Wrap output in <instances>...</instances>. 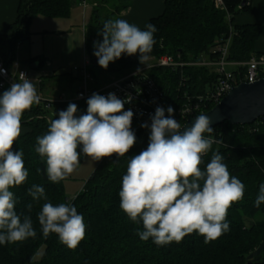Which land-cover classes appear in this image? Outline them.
<instances>
[{"label": "trees", "instance_id": "1", "mask_svg": "<svg viewBox=\"0 0 264 264\" xmlns=\"http://www.w3.org/2000/svg\"><path fill=\"white\" fill-rule=\"evenodd\" d=\"M110 0H93L90 19L92 32H86V50L91 64L89 74L102 78V85L122 79L138 70L146 69L139 62V55H122L120 59L110 62L107 69L99 66L94 55L96 42L102 43V30L105 22L120 19L121 13L129 10L130 4L117 2L109 7ZM225 9H218L215 0H165V8L159 17L150 19L155 25L154 46L149 53L151 64L169 55L178 62L193 64L203 59L217 61L219 54L213 51L232 36L228 60L248 63L259 56L254 43L263 34L257 25L232 26L234 16L251 11L250 0H223ZM245 3V4H244ZM71 0H21L16 21L10 27L8 35L0 36V53L9 65L16 59L18 46L31 42L33 21L38 16L54 19L68 18L71 14ZM146 30V29H145ZM45 59L31 58L23 66L42 69ZM150 64V65H151ZM245 74V69L241 68ZM140 77L153 80L157 90L163 95V103L168 109H179L185 102V96H207L214 90L217 76L210 68L199 66L184 67L177 70L151 67ZM114 75L113 78H107ZM94 79V81H95ZM41 80V92L48 84L58 85L66 80L65 89H72L82 81L72 72L54 73ZM98 80V79H97ZM45 93V92H44ZM1 94V93H0ZM78 107L75 114H87V102H72ZM69 105L47 103L33 105L22 116L21 133L13 145V151L23 152V159L28 178L23 185L10 189L16 198V212L23 219L29 216L33 221L36 236L12 244L0 245V264H264V249L259 261H249V255L264 244V203L256 207L254 202L264 184V118L252 125L232 126L229 122L214 129L211 135L215 143L202 157L201 169L206 168L214 152L223 156L230 174L245 185L243 198L234 202L228 209L227 222L230 230L216 240L204 242V237L194 232L186 235L180 243L172 242L157 246L150 238L143 241L137 235L143 231L141 223L129 220L120 208L119 191L122 177L127 172L130 159L146 150L150 132L138 129L134 132L136 142L123 157L113 155L100 160V164L91 178L85 183L81 193L74 201H68L63 180L53 183L46 174V158L36 153V139L47 133L50 121L58 118V113ZM215 105H208L206 112ZM178 121V120H177ZM179 122V121H178ZM181 125L185 121L179 122ZM85 156L81 153L80 157ZM37 169L40 172L37 173ZM33 185L42 186L47 199L33 200L28 194ZM58 206L71 203L86 224L85 238L74 249H69L59 241L56 234L44 236L38 222V213L44 203ZM31 204V211L28 205ZM43 250L37 261L36 255Z\"/></svg>", "mask_w": 264, "mask_h": 264}, {"label": "clouds", "instance_id": "2", "mask_svg": "<svg viewBox=\"0 0 264 264\" xmlns=\"http://www.w3.org/2000/svg\"><path fill=\"white\" fill-rule=\"evenodd\" d=\"M156 31L152 24L141 30L123 19L105 22L103 41L94 44L99 66L107 69L122 55L137 54L139 62L146 65ZM5 71L0 68V74ZM19 80L0 94V245L36 236L32 219H21L17 214L16 198L10 191L23 185L29 175L23 152L12 150L21 135L22 116L41 101L24 73H20ZM125 102L114 93L107 97L93 93L87 100V114L77 118V105L69 103L58 118L50 121L47 133L37 137L35 148L40 157L46 158L49 181L59 183L71 175L80 164L81 153L98 162L129 152L136 135L131 127L134 113L124 110ZM167 112L165 116L163 108H156L147 149L128 162L119 191L120 208L132 222H142L143 231L137 235L143 241L151 238L157 246H164L180 243L186 235L196 232L207 244L230 230L228 209L243 198L245 185L230 174L219 152H214L206 168L201 169L202 157L215 142L211 135L205 136L214 132L207 115L200 114L191 126L182 127L173 118L171 106ZM28 194L33 200L47 199L42 186L33 185ZM261 203L264 184L254 202L256 207ZM27 207L31 211L32 205ZM38 222L45 237L54 233L72 250L86 235L84 217L71 203H44Z\"/></svg>", "mask_w": 264, "mask_h": 264}, {"label": "built area", "instance_id": "3", "mask_svg": "<svg viewBox=\"0 0 264 264\" xmlns=\"http://www.w3.org/2000/svg\"><path fill=\"white\" fill-rule=\"evenodd\" d=\"M218 9H225V3L223 0H215ZM84 8L89 6L88 0H82ZM232 36L224 41V45L218 46L213 54H219L217 61L210 59H203L201 62L188 64L176 61L169 55L156 60L153 64L143 70H138L135 73L125 76L122 79L112 81L109 85H105L102 88H90V82L93 83L94 79L89 74V60L83 63L80 68H74L73 71L78 75L82 81V86L76 91V95L68 97L67 94L62 93L56 99H47L40 93L41 80L39 81L38 88H36L38 94L41 97L40 102L47 103V108L53 103L67 104L72 102H87L88 98L93 93L108 96L109 93H114L121 100L126 101L124 104V110H131L134 113L132 119V130L134 132L138 129H145L149 132L151 125V117L155 114L157 107H161L162 104L165 108V116H168L167 108L163 103V95L157 90L153 80H146L142 78L145 70L151 67L170 68L177 70L186 66L193 67L199 66L204 68H210L217 76V83L214 86V90L208 93L207 96H185L184 105L179 109H174L173 118L179 122L185 121L182 127L190 119H195L196 116L206 113L208 105H218L222 99L226 97L231 91L241 84L255 83L264 79V59L254 57L248 63L231 62L228 60L229 50L231 47ZM0 68L6 70L4 74H0V93L8 90L13 82H21L19 80L20 73H24L25 76L31 80L30 73L26 66L16 59L7 65L4 58L0 53ZM241 68L245 69V74L241 73ZM32 81V80H31ZM33 83V81H32ZM154 93H156L160 99V104L156 102ZM142 124H148L149 127H141ZM215 143V142H214Z\"/></svg>", "mask_w": 264, "mask_h": 264}, {"label": "rangeland", "instance_id": "4", "mask_svg": "<svg viewBox=\"0 0 264 264\" xmlns=\"http://www.w3.org/2000/svg\"><path fill=\"white\" fill-rule=\"evenodd\" d=\"M92 0H88L89 6L88 11L85 13L83 12V8H80L79 11L82 12L80 16L77 17L76 15L73 16L69 20L68 18L64 19H54V18H46L43 16H38L36 19L33 21V26H32V33H36L33 36V41L31 42H25L21 46H18L17 49V56L16 60L19 61L20 63L28 62L32 57H35L37 54L41 56L42 58L44 57L46 59V63L44 64V67L42 69H31L30 67H26L30 73V76L34 79L38 80V77H46V75L51 76L52 72L54 70H58V67L56 65L58 62V59L61 58V54L64 52L63 49V44L61 41H59V36L61 33L64 34L65 29L68 27V30L74 32L75 36L79 35V33L82 32V25L81 23L83 22L84 27L86 28V32L90 33L92 32V28L90 30L91 22V16H92V11L93 7L91 5ZM117 2H121L122 5L124 4H131L130 0H110L109 2V7L113 8V5ZM117 3V4H119ZM71 8V7H70ZM77 9V8H76ZM75 8H71V12L74 13ZM122 16V13H121ZM117 20L118 17L115 16ZM79 20H82L80 22ZM113 20V21H114ZM87 25V26H86ZM73 27V28H72ZM59 30V31H58ZM58 31V33H56ZM32 38V37H31ZM59 41V42H58ZM37 57V56H36ZM151 59H149L146 62V65L144 67L150 66L151 64ZM90 64V62H89ZM55 67V68H54ZM72 67L67 66L60 69L61 71H66V70H71ZM90 69H91V64H90ZM97 76L94 75L91 77L95 79ZM95 77V78H94ZM113 78L114 75H108L107 78ZM98 79V80H97ZM93 83L90 82L89 86L90 88H102L104 85L102 78L99 79L97 78ZM82 82L78 83L77 85L73 86L72 89H66L64 92L67 94L68 97H73L77 93L76 91L82 86ZM66 80H63L62 83H58V85H51L48 84L47 88L45 89L44 92L47 94H52V93H59L60 90L65 89ZM25 132V128H22L21 133ZM100 161H94L90 157L83 156L80 157V164L77 167V169L69 176H67L63 182H64V187H65V192L67 196V200L74 201L76 197L81 193L83 190L85 183L91 178V175L96 171L97 167L99 166ZM74 198V199H73ZM43 254V250L38 252L36 255V260L38 261Z\"/></svg>", "mask_w": 264, "mask_h": 264}, {"label": "crops", "instance_id": "5", "mask_svg": "<svg viewBox=\"0 0 264 264\" xmlns=\"http://www.w3.org/2000/svg\"><path fill=\"white\" fill-rule=\"evenodd\" d=\"M20 1L21 0H0V36L8 35V33H10V27L16 21L18 16ZM130 2L129 10L122 12L120 19L138 26L141 30L146 29V25L149 24L150 19L162 15L165 8V0H130ZM250 2L252 4L251 11L234 16L235 18L232 22V26L257 25L263 30V34L257 39L254 45L256 54L259 58L264 59V0H250ZM91 5H93V0ZM71 8H75V10L74 13L71 12L68 18L69 20L72 18V15H76L78 20V17L82 13L79 11L80 8L84 9V15L88 11V8L83 7L82 0H71ZM79 21L82 22V20ZM81 25L82 32L77 36H75L72 30L69 31L68 27L65 29L66 32H64V34H60L59 41L63 44L64 52L61 54V58L58 59L57 64H54L58 67V70H54L52 74H65L66 72H72L76 77V73L73 69L80 68L86 60H89L86 50V28L84 27L83 22ZM58 31H56V33H58ZM35 34L36 33L33 32V36ZM33 36L32 41L34 39ZM36 56L41 57L38 54ZM36 56L32 58H37ZM46 62L45 59V63ZM66 65L72 67L71 70L61 71L60 69L66 67ZM31 80L33 81L34 86L38 88L40 77H38V80L31 77ZM40 93L50 100L56 99L59 96L58 93L47 94L46 92L44 93L41 91Z\"/></svg>", "mask_w": 264, "mask_h": 264}, {"label": "water", "instance_id": "6", "mask_svg": "<svg viewBox=\"0 0 264 264\" xmlns=\"http://www.w3.org/2000/svg\"><path fill=\"white\" fill-rule=\"evenodd\" d=\"M154 96L156 102L160 104L158 95L154 93ZM160 106L165 111L164 106L162 104ZM204 114L212 121L213 128L223 125L224 122H229L232 126L252 125L260 118H264V79L237 86L222 99L221 103ZM194 120H188L185 125L191 126ZM263 249L264 244L255 253L248 256L249 261H259Z\"/></svg>", "mask_w": 264, "mask_h": 264}]
</instances>
